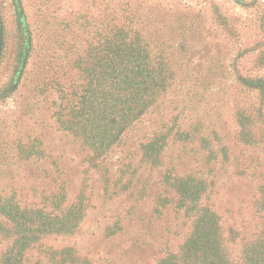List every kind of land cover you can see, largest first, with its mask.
Masks as SVG:
<instances>
[{
  "label": "rangeland",
  "instance_id": "rangeland-1",
  "mask_svg": "<svg viewBox=\"0 0 264 264\" xmlns=\"http://www.w3.org/2000/svg\"><path fill=\"white\" fill-rule=\"evenodd\" d=\"M116 26L168 66L127 129L79 107ZM262 203L264 0H0V264H158L193 221L242 262Z\"/></svg>",
  "mask_w": 264,
  "mask_h": 264
},
{
  "label": "trees",
  "instance_id": "trees-1",
  "mask_svg": "<svg viewBox=\"0 0 264 264\" xmlns=\"http://www.w3.org/2000/svg\"><path fill=\"white\" fill-rule=\"evenodd\" d=\"M94 41L97 44L88 49V55L96 62L90 63L91 68L80 67V70L89 76L97 73V84L93 87L91 82L88 96L79 103L81 114L93 112L94 121L110 118L115 122L116 117L119 122L116 121L113 127L130 128L154 107L156 99L169 87L168 66L158 59L160 54L152 51L151 42L146 41L138 30L116 26L103 34L96 33ZM29 52L26 50L27 57ZM100 79L101 83L98 82ZM83 122L87 123V120ZM114 138L108 133L97 149L98 153H105L114 144ZM260 209L264 214V203ZM192 227L190 237L177 254L168 255L158 264H226V257L231 259L219 223L213 227H200L193 221ZM246 246L243 261L232 258L231 264H248L250 255L255 254L258 264H264V231L255 242Z\"/></svg>",
  "mask_w": 264,
  "mask_h": 264
}]
</instances>
